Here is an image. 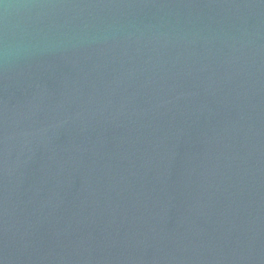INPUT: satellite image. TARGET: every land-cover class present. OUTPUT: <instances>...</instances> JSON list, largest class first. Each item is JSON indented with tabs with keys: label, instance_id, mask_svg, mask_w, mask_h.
I'll return each instance as SVG.
<instances>
[{
	"label": "water",
	"instance_id": "obj_1",
	"mask_svg": "<svg viewBox=\"0 0 264 264\" xmlns=\"http://www.w3.org/2000/svg\"><path fill=\"white\" fill-rule=\"evenodd\" d=\"M0 264H264V0H0Z\"/></svg>",
	"mask_w": 264,
	"mask_h": 264
}]
</instances>
